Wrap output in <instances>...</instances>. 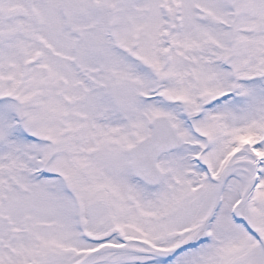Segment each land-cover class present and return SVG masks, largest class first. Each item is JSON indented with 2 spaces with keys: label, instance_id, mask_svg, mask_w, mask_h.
Here are the masks:
<instances>
[{
  "label": "snow or ice",
  "instance_id": "snow-or-ice-1",
  "mask_svg": "<svg viewBox=\"0 0 264 264\" xmlns=\"http://www.w3.org/2000/svg\"><path fill=\"white\" fill-rule=\"evenodd\" d=\"M0 264H264V0H0Z\"/></svg>",
  "mask_w": 264,
  "mask_h": 264
}]
</instances>
